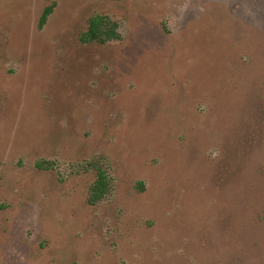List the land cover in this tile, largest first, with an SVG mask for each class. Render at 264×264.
<instances>
[{
  "label": "rangeland",
  "instance_id": "obj_1",
  "mask_svg": "<svg viewBox=\"0 0 264 264\" xmlns=\"http://www.w3.org/2000/svg\"><path fill=\"white\" fill-rule=\"evenodd\" d=\"M0 264H264V0H0Z\"/></svg>",
  "mask_w": 264,
  "mask_h": 264
},
{
  "label": "trees",
  "instance_id": "obj_2",
  "mask_svg": "<svg viewBox=\"0 0 264 264\" xmlns=\"http://www.w3.org/2000/svg\"><path fill=\"white\" fill-rule=\"evenodd\" d=\"M53 5H49L44 8L43 13L39 20V26L43 27L46 23L48 16L52 13ZM117 23L108 16L95 15L90 18L89 27L85 31L81 40L84 42L100 41L106 42L111 39H117L119 37L116 32ZM96 167L97 177L92 186L91 195L95 198L102 197L109 186V175L104 168Z\"/></svg>",
  "mask_w": 264,
  "mask_h": 264
},
{
  "label": "flooded vegetation",
  "instance_id": "obj_3",
  "mask_svg": "<svg viewBox=\"0 0 264 264\" xmlns=\"http://www.w3.org/2000/svg\"><path fill=\"white\" fill-rule=\"evenodd\" d=\"M54 8V7H53ZM43 13V12H42ZM42 15V14H41ZM41 17V16H40ZM49 17V16H48ZM40 20V19H39ZM117 23V22H116ZM45 25V24H44ZM87 31V30H86ZM116 32H118V25H117V28H116ZM118 34H119V32H118ZM121 35L119 34V37H120ZM119 37L117 38V39H119ZM111 40H114V39H111ZM96 41V40H95ZM110 41V40H109ZM84 42V41H83ZM92 42V41H91ZM100 42V41H99ZM107 42V41H106ZM102 43H105V42H102Z\"/></svg>",
  "mask_w": 264,
  "mask_h": 264
}]
</instances>
